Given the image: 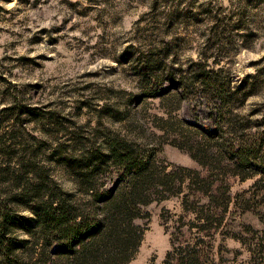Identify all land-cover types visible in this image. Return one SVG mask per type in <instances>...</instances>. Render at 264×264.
I'll use <instances>...</instances> for the list:
<instances>
[{
  "label": "rangeland",
  "instance_id": "374dc122",
  "mask_svg": "<svg viewBox=\"0 0 264 264\" xmlns=\"http://www.w3.org/2000/svg\"><path fill=\"white\" fill-rule=\"evenodd\" d=\"M114 141L174 173L130 264H264V0H0V264H70L41 216L120 185Z\"/></svg>",
  "mask_w": 264,
  "mask_h": 264
},
{
  "label": "trees",
  "instance_id": "16d2710c",
  "mask_svg": "<svg viewBox=\"0 0 264 264\" xmlns=\"http://www.w3.org/2000/svg\"><path fill=\"white\" fill-rule=\"evenodd\" d=\"M212 71H205L203 80L209 82ZM210 77H209V76ZM217 90L222 93L221 106L213 127H208L206 133L217 140L222 138L221 148L236 155L237 145L224 131L223 121L220 120L221 111L228 99L224 84L218 77L215 78ZM220 112V113H219ZM113 157L124 165L122 182L116 188L103 187L88 183L86 189L91 200L80 205L79 209L67 210L63 205L55 203L49 198V208L41 216L43 221L53 227L56 240L53 243L58 259H67L70 264H130L134 254L138 251L143 229L136 223L143 205L149 204L154 195L160 192L161 184H168L174 178V173H167L165 177L156 175L151 155L147 159H137L130 151L125 152L118 148L114 141L112 146ZM250 151L242 160L246 163L251 159ZM108 154L99 157L98 165L104 164ZM200 162L206 166L205 161ZM218 167L220 163H216ZM90 165V163H88ZM89 175V173H88ZM164 182V183H162ZM99 208L103 210L101 214ZM10 264L23 263L18 256L11 258L3 252ZM181 264H193L192 261H183Z\"/></svg>",
  "mask_w": 264,
  "mask_h": 264
}]
</instances>
